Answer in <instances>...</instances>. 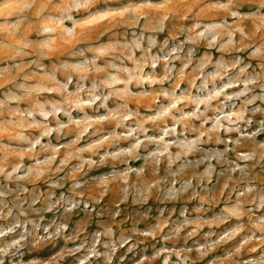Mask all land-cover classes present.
I'll use <instances>...</instances> for the list:
<instances>
[{
    "label": "clouds",
    "instance_id": "obj_1",
    "mask_svg": "<svg viewBox=\"0 0 264 264\" xmlns=\"http://www.w3.org/2000/svg\"><path fill=\"white\" fill-rule=\"evenodd\" d=\"M192 2L198 3L199 0ZM95 4L96 0H60L58 5H52L51 0H0V17L4 18L0 24V58L14 62L0 68V87H3L2 82L7 80L9 74L22 72L26 63L43 71L44 65L40 63V58L55 54L60 45L73 47L72 55L84 57L64 81L57 79L54 74L45 73L41 82L19 85L22 95L10 92L0 101V112L8 109L21 118L19 122L13 123L16 130L11 138L17 144L27 145L13 149L11 145L0 144V154H3L0 156V177L9 184L15 182L19 190L18 203L11 207L6 201L13 190H0V220L13 221L0 226V240L6 236L12 237L0 245V264H6V261L7 264H22L17 257H22L33 242L73 239L65 236L69 228L66 223L58 224L54 231L46 228L43 235H34L38 226L33 221L21 219L27 215L23 208L27 201L20 200L19 197L30 193L27 187L29 183L45 179L52 171V165L60 149L64 147L52 145L51 137L54 134L61 137L75 128L77 136L71 142L75 144L85 136H96L103 125L111 121H116V127L111 132L99 136L85 148H78L73 153L81 161L80 168L85 165L94 167L98 161L85 159L82 153L96 152L106 145L115 146V150L104 151L99 160L105 163H123L125 167L114 168L96 178L100 182L98 186L105 193L110 185L117 183L122 198H131L133 204L148 203L154 193L163 201H177L189 192L193 197H200L201 193L210 196L214 178L224 176L225 173V188L235 180L232 188L235 200L226 205L225 211L227 217L241 223L221 235L218 240L208 244L199 243L195 249H164L167 256L163 264H190L189 253L196 251L206 254L216 244L239 235L246 227L243 224L246 217L251 221L254 231L244 237L240 248L254 240L264 242V216L255 215L264 210V189L259 187L252 175L256 164L264 161V141L257 139L264 133V121L260 122L259 127L249 131L253 124L251 115L264 111L259 107H252L257 100L264 103V74L255 69L249 71L252 65L245 63L240 55L232 59L221 56L215 63L211 59L203 64L197 63L187 88L181 89L179 83L171 88L164 86L173 80L186 78L190 59L195 53V48H190L188 59H185L186 44L206 43L209 49H216L220 53L247 51L250 57H264V0H208L203 7L213 18L205 21L197 18V13L192 17L190 28L184 29L185 38L170 48L167 40L160 42V34L167 30L168 22L173 19L178 8L191 6L186 4V0H160L159 3H153V0H136L118 8H96ZM51 7H59V14H51ZM10 13L13 17L11 19ZM181 18L188 20L189 13L185 12ZM113 23L131 26V40L110 45H93L97 52L90 58L86 56L87 48L76 46L83 38V33L95 30L100 25ZM33 26L41 37L36 44L26 35ZM138 27L141 29L139 32L135 30ZM153 49L158 51L153 53ZM165 49L167 51L164 55H160L159 52ZM137 53L141 54L139 58ZM33 54L35 58L29 59ZM210 55L205 53V56ZM102 58H106L105 65L99 63ZM125 61L131 62L132 66L129 67ZM177 61L184 62L178 74ZM161 63L165 72L163 76H158L156 69ZM209 67L213 70L206 71ZM147 68L152 71H145ZM90 76L94 78L89 85L87 81ZM74 78L75 90L70 91ZM156 85L160 87L156 88ZM133 87L140 91H133ZM257 88L260 89L259 94L256 93ZM44 93L55 94L63 99L37 100L29 108L20 107L33 95ZM153 96L158 107L151 115L142 119L128 106L129 100ZM113 97L125 100L118 110L108 108V101ZM11 104H16L17 107L10 109ZM97 105L106 109L108 114L88 115L86 109H94ZM74 112L82 115L77 118L73 116ZM37 116L40 120L36 119ZM62 116L66 118V122L60 119ZM53 120L55 126L51 123ZM33 128L41 130L39 136L30 137L26 134ZM153 131L158 134L150 135ZM7 133L8 129L0 128V135ZM46 139L48 143H44ZM213 140L218 145L222 144L223 149L206 146L211 145ZM124 141H128V145L120 147ZM246 143L251 147L241 151ZM37 152H49L50 155L26 166L23 162L25 157ZM230 153L235 155V159L229 157ZM11 156L17 157L18 162L9 166ZM134 161L143 163L139 167H132ZM217 165L222 167L219 172ZM161 166L166 168L167 177L151 181L142 179L149 169L158 172ZM202 166L203 171H200ZM49 187H61V184L50 181ZM83 187L84 184L80 181L74 182V188ZM67 199L61 194L56 205H50L48 210H53ZM80 203L81 201L72 200L65 208L66 213L74 211ZM85 207L89 205L85 204ZM16 208L20 209L18 213ZM29 223L33 224L32 229H29ZM184 223L187 225L191 222L185 220ZM167 226V223L161 225L160 231ZM183 227L184 225L177 226L169 236H162L161 239L179 237ZM198 230L199 225L189 235ZM257 232L260 233L259 236L256 235ZM141 234L155 239L158 233L145 231ZM114 236V230L109 227L95 233L91 242L85 240L78 244L74 251L85 252L79 258V264H95L102 257L106 259V264H112L111 259L105 257V249L108 257H114L119 246L126 242L117 246ZM172 256L176 257L175 262L172 261ZM27 264H35V261L29 260ZM243 264H264V258L259 262L245 260Z\"/></svg>",
    "mask_w": 264,
    "mask_h": 264
},
{
    "label": "rangeland",
    "instance_id": "obj_2",
    "mask_svg": "<svg viewBox=\"0 0 264 264\" xmlns=\"http://www.w3.org/2000/svg\"><path fill=\"white\" fill-rule=\"evenodd\" d=\"M60 0H51L52 5H58ZM136 2V0H96L95 7H121L126 3ZM160 0H153V3H159ZM208 3V0H199L198 3H193L192 0H186V4L190 7H180L176 10L173 19L169 20L167 30L160 34V42L168 41V47L185 38L184 29L190 28L193 22L192 17L199 13L197 18L202 20H210L213 17L204 9V5ZM51 14L57 15L60 12L59 7H51ZM189 13V19L183 20L181 17ZM81 15H84L82 13ZM9 18H13L10 13ZM4 18L0 17V24L3 23ZM143 23V22H141ZM139 32L141 29L138 27L135 29ZM133 28L128 25H122L119 23L100 25L95 30L87 31L83 33V38L77 42V47L87 48L86 56L92 57L96 55L97 49L92 47L98 43L112 44L114 42L124 43L131 40V33ZM29 39L34 44L38 43L41 37L34 30L29 29L26 32ZM185 59H188L187 53L190 48H195V53L190 59L189 67L187 68L186 78H181L178 81L173 80L170 83L165 84V87H173L176 83H179L181 89H185L189 86V82L192 78L193 69L197 63L203 64L206 60L211 59L213 63L221 56L227 59H232L236 55H240L244 58L245 63L252 65V69L264 74V57L260 59L250 57L247 51L230 53H220L216 49H209L206 43H200L196 45L186 44L185 46ZM158 49H153V53H156ZM159 52L160 55H164L166 52ZM73 47H66L60 45L55 54L44 56L40 58V63L44 65L43 71L38 69L35 65L25 64L22 72L9 74L6 81H3V87H0V101L5 99V96L10 92L22 95L19 85L21 84H35L41 82L45 73L54 74L57 79L64 81L66 76L71 74L78 62L84 57L79 55H72ZM205 53H210V56H205ZM140 53H137V58L140 57ZM35 54L29 59H34ZM106 58H102L99 63L105 65ZM14 63L13 61H7L0 58V68L6 67L7 64ZM129 67L132 66L131 62L125 61ZM183 61L176 62V73L178 74L183 67ZM211 67L206 71H212ZM145 71L151 72V68L145 69ZM165 72L164 65L161 63L156 69L158 76H163ZM103 74H100L102 78ZM94 77H89L88 83ZM147 87V86H146ZM160 85H156L159 88ZM75 90V78L73 86L70 91ZM133 91H140V89L133 87ZM238 91V89H233ZM256 93H260V89H256ZM63 97L56 96L55 94L44 93L43 95H33L31 98L25 100L20 107L29 108L37 101L45 100H62ZM155 97H149L146 99H133L127 101L128 106L137 113L138 118H143L146 115H151L158 107L154 103ZM164 103V101H161ZM125 103V100L113 97L108 101L109 109L118 110L121 105ZM16 104L9 105L10 109H15ZM253 108L259 107L264 109V103L257 100ZM190 110V109H189ZM90 116H103L107 115L108 111L104 108H100L98 105L96 108L86 109ZM82 113L74 112L73 116L80 117ZM251 115V113H250ZM20 117L13 114V112L5 109L0 112V128L8 129V133L0 135V144L11 145L13 149L19 147H27V145L17 144L13 140L12 134L16 130L13 127L14 122H19ZM40 120V117H36ZM61 120H65V117H61ZM253 120L252 128L249 131H253L260 126V122L264 121V111L251 115ZM55 126V120L51 121ZM116 127V121H111L100 129L96 136L88 135L75 144L71 142L76 139L77 130L73 128L68 131L64 136L57 137L55 134L51 137L52 145H63L57 156L56 161L52 165V171L48 177L39 180L35 183H29L27 187L30 190L28 195H20V200H26L27 203L23 205V208L27 211V215L21 217L22 220L33 221L38 226V231L34 232V235H43L45 229L54 231L55 227L60 223L68 224V232L65 236L72 237L73 239L65 241L63 239L58 241H50L47 243H35L30 246V249H26L22 257H17L18 261H22V264H27L29 260L35 261V264H79V258H81L85 252L74 251L76 246L82 241L91 242L93 236L97 232L104 231L106 228H112L115 236L114 240L119 246L121 242L123 246H119V250L115 253L114 257H108L107 250L105 249V257L111 259L112 264H163L167 253L163 252L164 249H195L199 243L208 244L210 242L218 240V238L228 233L231 229L237 227L241 223L234 218L227 217L226 205L235 200V194L232 191L235 185V180L229 183V187L225 188L227 173L224 176L214 178L213 188L210 196L201 193L200 197H193L189 192L186 196L180 198L177 201H163L158 194H153L146 204H133L131 198L124 200L119 190V185L113 183L110 185L108 191L105 193L103 188L98 186L99 180L97 177L112 171L115 169H122L125 167L123 163H113L112 161L100 162L99 157L104 151L115 150V146H105L102 149H98L96 152L85 151L82 153L83 158H92L98 161L94 167L85 165L80 168V159L75 158V153L78 148H85L91 144L99 136L111 132ZM123 131V128L119 129ZM40 129H30L26 133L30 137H37L40 135ZM150 135H157L158 133L153 131ZM192 134L191 132L189 133ZM223 136V134H221ZM235 138V134H233ZM258 140L264 141V133H262ZM44 143H48L46 139ZM128 141L122 142L119 146L126 147ZM208 147H220L223 149L222 144H216L213 140ZM251 145L246 143L240 150H247ZM3 154H0L2 156ZM49 152H37L28 154L24 159L26 166L32 165L37 159H44ZM229 157L235 159V155L230 153ZM18 162L17 157L11 156L8 160L9 166ZM143 161H134L132 167H139ZM226 167V166H225ZM200 171H203V166ZM222 167L217 165V171H221ZM252 175L256 179V183L260 188L264 189V161H260L252 169ZM160 177H167V170L164 166L153 172L148 170L146 175L142 178L145 181H151ZM50 181H56L61 184V187H49ZM80 181L84 184L83 188H74V182ZM11 188L12 194L7 197L6 203L9 207L13 204H17V195L19 190L15 182L9 184L2 177H0V190H8ZM63 194L66 198L65 203H61L49 211L50 205H56L57 201ZM72 200L81 201L80 206L74 211L67 212L65 208L70 205ZM85 204L89 207H85ZM94 209V211H93ZM7 210L6 208L4 209ZM19 208H16V212H19ZM257 216H264V210L256 212ZM185 220L191 223L185 225ZM9 220H0V226H6L12 223ZM167 223V227H164L162 232L160 231L161 225ZM246 226L239 235L233 239H228L224 242L218 243L212 250L206 252V254H200L193 251L188 254L190 264H243L245 260L260 261L264 258V242L252 241L243 248H240L241 241L244 237L252 234L254 229L251 228V221L246 217L243 221ZM179 225H184L183 231L177 238H169L167 240L161 239L162 236H169L172 230ZM199 225V230L192 235L193 229ZM29 229L33 228V224H28ZM145 231H156L158 234L153 239L150 236L142 235ZM260 235L259 232L256 233ZM11 236L4 237L0 240V245L6 241L11 240ZM107 239V238H106ZM237 249H240L237 251ZM86 251V250H85ZM172 261H176V257L172 256ZM7 264V261H6ZM95 264H106V259L101 258L100 261Z\"/></svg>",
    "mask_w": 264,
    "mask_h": 264
}]
</instances>
